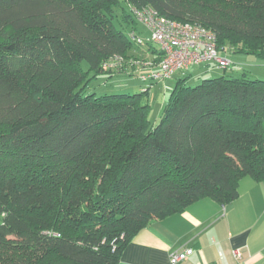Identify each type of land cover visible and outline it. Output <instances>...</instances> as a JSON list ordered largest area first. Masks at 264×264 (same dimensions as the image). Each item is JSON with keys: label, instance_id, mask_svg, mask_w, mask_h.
I'll return each instance as SVG.
<instances>
[{"label": "trees", "instance_id": "1", "mask_svg": "<svg viewBox=\"0 0 264 264\" xmlns=\"http://www.w3.org/2000/svg\"><path fill=\"white\" fill-rule=\"evenodd\" d=\"M123 1L0 0V264H118L154 219L264 182V79L177 76L157 123L150 87H92L162 61L131 36L135 8L212 29L222 54L264 64V0ZM202 64L217 65L188 69Z\"/></svg>", "mask_w": 264, "mask_h": 264}, {"label": "crops", "instance_id": "2", "mask_svg": "<svg viewBox=\"0 0 264 264\" xmlns=\"http://www.w3.org/2000/svg\"><path fill=\"white\" fill-rule=\"evenodd\" d=\"M186 248H193L192 254L177 264H234L235 248L246 264H264V182L244 177L231 202L207 197L181 213L154 219L126 245L118 264H173L172 253Z\"/></svg>", "mask_w": 264, "mask_h": 264}, {"label": "built area", "instance_id": "3", "mask_svg": "<svg viewBox=\"0 0 264 264\" xmlns=\"http://www.w3.org/2000/svg\"><path fill=\"white\" fill-rule=\"evenodd\" d=\"M134 10L138 21L150 31L149 40L157 43L164 53L158 68L153 67L151 61L145 63L148 67L140 71L143 79L170 77L179 70L188 69L192 64L214 62L223 68L231 66L230 58L218 49L217 35L212 29L167 18L151 7ZM137 34L133 31L131 36L143 41V36L138 37ZM192 252L193 248L176 250L172 253L171 261L177 264L187 259ZM232 253L234 264H246L239 248L233 249Z\"/></svg>", "mask_w": 264, "mask_h": 264}, {"label": "rangeland", "instance_id": "4", "mask_svg": "<svg viewBox=\"0 0 264 264\" xmlns=\"http://www.w3.org/2000/svg\"><path fill=\"white\" fill-rule=\"evenodd\" d=\"M122 3L128 8V5L125 1L122 0ZM122 8H118V12H121ZM116 23L120 25V20L116 19ZM127 32H129V27H124ZM137 31L145 39L149 40L150 31L148 28L142 24L138 23ZM155 46H158L157 43H154ZM147 49L146 45L143 44L140 47V51H145ZM226 55L232 61L231 66L228 68H223L217 65H193L189 84L196 85L202 78L220 76L224 73L232 76H242L244 74H249L254 78L264 79V64L257 61V57L248 55L241 52H226ZM83 67L87 68L88 64L83 62ZM194 69V70H193ZM205 73L206 76L198 77L197 74ZM177 76L169 79H158V80H146L144 81L140 73L128 74V73H119L109 75H102L99 78H96L92 81V87L94 88L97 94L104 93H124V92H139L144 90L146 87H150V91L147 97V100L150 103V112L151 120L153 123H157L164 109L165 104L169 100L171 90L174 87L175 80Z\"/></svg>", "mask_w": 264, "mask_h": 264}]
</instances>
